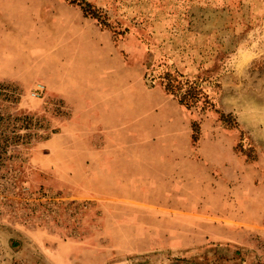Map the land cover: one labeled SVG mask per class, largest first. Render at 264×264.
Here are the masks:
<instances>
[{
	"label": "crops",
	"instance_id": "0c3cea01",
	"mask_svg": "<svg viewBox=\"0 0 264 264\" xmlns=\"http://www.w3.org/2000/svg\"><path fill=\"white\" fill-rule=\"evenodd\" d=\"M29 73L69 110L41 142L39 163L45 170L49 161L54 177L74 183L97 178L103 223L131 244L122 248L247 244L264 233L261 171L239 161L229 145L225 154L214 153L219 139L212 135L202 134L192 152L184 108L165 107L169 94L147 86L75 5L0 0V79ZM30 233L37 244L51 239ZM46 253L54 264L70 262L59 242Z\"/></svg>",
	"mask_w": 264,
	"mask_h": 264
},
{
	"label": "rangeland",
	"instance_id": "374dc122",
	"mask_svg": "<svg viewBox=\"0 0 264 264\" xmlns=\"http://www.w3.org/2000/svg\"><path fill=\"white\" fill-rule=\"evenodd\" d=\"M89 1L116 25L115 33L103 28L108 40L140 75L143 63L164 55L171 69L199 76L213 105L179 104L187 113L190 142L194 120L197 140L202 134L217 137L214 153L225 154L229 145L239 161L258 168L264 179V0ZM37 83L43 88L33 95ZM145 83L159 86L157 80ZM169 96L163 105L176 106ZM0 112L28 113L41 121L32 126L21 124V118L0 120V264H54L46 252L56 242L60 255L70 256L69 264H167L169 250L175 248H187L183 255L196 264H264V233L254 234L247 244L217 241L127 251L122 247L131 244L119 229L103 223L97 178L74 183L54 177L49 161H44L45 170L39 163L45 158L41 142L69 113L64 99L29 73L23 80L0 79ZM31 231L48 233L51 239L37 244Z\"/></svg>",
	"mask_w": 264,
	"mask_h": 264
},
{
	"label": "trees",
	"instance_id": "16d2710c",
	"mask_svg": "<svg viewBox=\"0 0 264 264\" xmlns=\"http://www.w3.org/2000/svg\"><path fill=\"white\" fill-rule=\"evenodd\" d=\"M67 3L76 5L86 17L93 18L100 28H108L113 33L117 32L116 25L112 24L107 17L105 11L95 6L89 0H65ZM149 50H147L148 52ZM144 64L143 78L153 82L157 80V84L165 91V93L173 96L177 103L187 108L200 107L201 109L212 106L213 101L208 94L206 88L201 84L198 77H189L187 74L171 69L166 63L165 56L149 59ZM202 80V78H200ZM152 84V85H153ZM31 118V115L25 113L23 115L11 116L4 115L0 112V120ZM220 119L224 121V114L220 112ZM235 123V120H233ZM191 140L196 141L199 134V125L196 121H191ZM54 132V130H53ZM216 244V243H214ZM169 250V249H168ZM187 248H175L169 250L172 255L167 258V264H196L194 261L183 255Z\"/></svg>",
	"mask_w": 264,
	"mask_h": 264
},
{
	"label": "built area",
	"instance_id": "2783aa9c",
	"mask_svg": "<svg viewBox=\"0 0 264 264\" xmlns=\"http://www.w3.org/2000/svg\"><path fill=\"white\" fill-rule=\"evenodd\" d=\"M43 84L42 83H37L35 90L31 91V94L33 95H39V92L42 91ZM40 119L36 118L35 116H32L30 119L29 118H21V124H27V125H40Z\"/></svg>",
	"mask_w": 264,
	"mask_h": 264
}]
</instances>
